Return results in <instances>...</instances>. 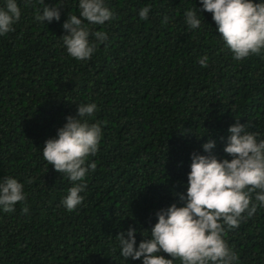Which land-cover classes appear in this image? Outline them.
<instances>
[{
    "label": "trees",
    "instance_id": "trees-1",
    "mask_svg": "<svg viewBox=\"0 0 264 264\" xmlns=\"http://www.w3.org/2000/svg\"><path fill=\"white\" fill-rule=\"evenodd\" d=\"M44 3L59 8V21L37 22L43 5L17 0L15 31L0 36V179L23 183L29 208L0 210V264H142L123 259L115 237L131 226L138 246L158 210L182 206L176 194H186L191 154H205L211 139L213 154L230 159L223 148L236 120L264 139V56L234 60L211 13L199 14L200 0H105L115 18L90 29L108 39L78 61L60 37L67 15L79 16V0ZM195 7L202 23L190 29L184 12ZM93 102L90 123L103 122L89 157L96 170L86 176L83 203L69 212L61 200L72 182L47 164L42 148L78 104ZM226 239L240 264H264V208Z\"/></svg>",
    "mask_w": 264,
    "mask_h": 264
},
{
    "label": "clouds",
    "instance_id": "clouds-1",
    "mask_svg": "<svg viewBox=\"0 0 264 264\" xmlns=\"http://www.w3.org/2000/svg\"><path fill=\"white\" fill-rule=\"evenodd\" d=\"M43 5L35 15L37 22L60 20L56 6ZM32 0H25V7ZM202 9L189 8L184 12L185 24L199 29L202 11L211 13L216 31L236 61L251 56H264V0H200ZM79 16L67 15L62 24L66 34L60 38L67 54L78 61L91 59L97 43L107 39L105 31H92L91 26H102L115 18L105 0H79ZM150 7L139 10L142 21L148 19ZM21 9L17 0H5L0 7V36L15 31ZM164 15L161 24L169 22ZM87 22V23H85ZM94 38L93 42L90 40ZM208 56L198 58L202 68L208 66ZM98 111L96 103L78 104L75 116H66V123L57 129L53 138L46 139L42 148L43 159L72 182L67 195L61 200L71 212L84 201L81 195L87 188L86 176L96 170L94 157L102 138V121L91 122ZM250 125L239 120L227 129V143L223 148L228 158L218 159L212 150L215 141L202 145L205 154H191L187 173L186 194L177 193L182 206L172 203L155 213L156 222L149 235L138 246L136 229L131 226L115 237L120 255L127 260H140L142 264H240L239 255L230 247L226 236L238 229L241 222L264 208V139L259 133L249 132ZM26 183L31 184V179ZM22 203V212L29 211L24 184L11 176L0 179V210L15 211ZM115 251V248L113 249ZM167 257V258H166Z\"/></svg>",
    "mask_w": 264,
    "mask_h": 264
}]
</instances>
